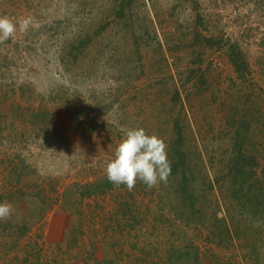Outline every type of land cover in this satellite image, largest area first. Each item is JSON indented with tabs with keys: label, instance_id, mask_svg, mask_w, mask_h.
<instances>
[{
	"label": "rangeland",
	"instance_id": "obj_1",
	"mask_svg": "<svg viewBox=\"0 0 264 264\" xmlns=\"http://www.w3.org/2000/svg\"><path fill=\"white\" fill-rule=\"evenodd\" d=\"M0 16L30 21L0 41V264H264V204L232 196L252 178L264 197V0H0ZM135 127L167 144L153 188L106 178Z\"/></svg>",
	"mask_w": 264,
	"mask_h": 264
},
{
	"label": "clouds",
	"instance_id": "obj_2",
	"mask_svg": "<svg viewBox=\"0 0 264 264\" xmlns=\"http://www.w3.org/2000/svg\"><path fill=\"white\" fill-rule=\"evenodd\" d=\"M30 21H13L0 16V41L13 38L17 27L26 29ZM106 178L117 186L123 184L132 190L137 181L147 188L166 182L171 173L167 144L156 134H148L143 127L130 128L117 145L113 158L106 165ZM13 213L11 203L0 202V220Z\"/></svg>",
	"mask_w": 264,
	"mask_h": 264
},
{
	"label": "trees",
	"instance_id": "obj_3",
	"mask_svg": "<svg viewBox=\"0 0 264 264\" xmlns=\"http://www.w3.org/2000/svg\"><path fill=\"white\" fill-rule=\"evenodd\" d=\"M246 157L247 156L244 154L241 155L239 157V164L242 162V160L246 159ZM241 165H242V163H241ZM250 172H252V171L251 170L248 171V173H250ZM251 180H252V178H251ZM251 180L246 181L247 182L246 184H248V186H247L248 190L245 192L244 191L242 192L243 189L241 190V192H237V190L240 187L237 188L236 185H234L232 196L235 197L236 199H238V201H239V198L241 199L240 205H244L246 202H249L250 205L253 206V209H257L259 207V205L264 204V197L258 199L259 195L254 192V189H253L254 184L251 183ZM242 186H243V182H242ZM187 192L190 193L192 196H195V191L193 189H190V192L189 191H187ZM2 198H3V196L0 194V202H1ZM244 199L246 202L244 201ZM254 203H256V205H254ZM7 228H8V223H6L4 220H0V237L5 236V232L7 231ZM186 245L188 246L189 244H186ZM8 252H9V248L7 249V247L5 246V242L3 240H0V261L5 260V258H3V257L8 255L9 254ZM6 261H8V260L6 259Z\"/></svg>",
	"mask_w": 264,
	"mask_h": 264
}]
</instances>
